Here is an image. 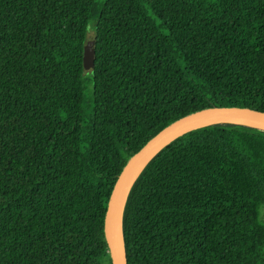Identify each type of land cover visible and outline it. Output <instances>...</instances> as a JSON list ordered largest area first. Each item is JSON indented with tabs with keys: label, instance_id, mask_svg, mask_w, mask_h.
Listing matches in <instances>:
<instances>
[{
	"label": "trees",
	"instance_id": "1",
	"mask_svg": "<svg viewBox=\"0 0 264 264\" xmlns=\"http://www.w3.org/2000/svg\"><path fill=\"white\" fill-rule=\"evenodd\" d=\"M212 106L264 112V0H0V264H111L124 166ZM263 209L264 131H190L132 187L126 264H264Z\"/></svg>",
	"mask_w": 264,
	"mask_h": 264
},
{
	"label": "water",
	"instance_id": "2",
	"mask_svg": "<svg viewBox=\"0 0 264 264\" xmlns=\"http://www.w3.org/2000/svg\"><path fill=\"white\" fill-rule=\"evenodd\" d=\"M95 53V39L93 36H90L84 44V64L85 68L88 70L94 67ZM223 118L253 123L261 127L247 125L241 122H226ZM209 121L211 123L205 124V122ZM213 124H239L264 131V112L248 107H207L170 123L148 140V142L128 160L118 176L109 197L104 221V232L109 247L111 264H126L123 238L124 213L132 187L147 163L178 137L198 128ZM145 159H148L147 163L138 172L137 167L139 163ZM121 251L124 255V261L121 257Z\"/></svg>",
	"mask_w": 264,
	"mask_h": 264
},
{
	"label": "bare ground",
	"instance_id": "3",
	"mask_svg": "<svg viewBox=\"0 0 264 264\" xmlns=\"http://www.w3.org/2000/svg\"><path fill=\"white\" fill-rule=\"evenodd\" d=\"M224 121L228 122V121H232V122H241L243 124H247V125H252V126H258V127H261L259 125H256V124H253V123H248V122H243V121H238V120H234V119H231V118H223ZM207 123H211L210 121L209 122H205V124ZM256 129V128H255ZM258 130V129H257ZM148 159H145L143 161H141L137 167V171L139 172L144 166L145 164L147 163ZM121 257L124 261V255H123V252L121 251Z\"/></svg>",
	"mask_w": 264,
	"mask_h": 264
},
{
	"label": "rangeland",
	"instance_id": "4",
	"mask_svg": "<svg viewBox=\"0 0 264 264\" xmlns=\"http://www.w3.org/2000/svg\"><path fill=\"white\" fill-rule=\"evenodd\" d=\"M90 36H92V35H91V34H89L88 38H89ZM263 214H264V209H263Z\"/></svg>",
	"mask_w": 264,
	"mask_h": 264
}]
</instances>
